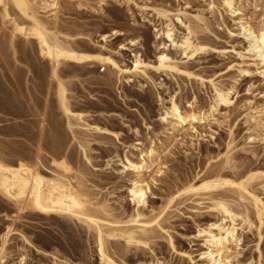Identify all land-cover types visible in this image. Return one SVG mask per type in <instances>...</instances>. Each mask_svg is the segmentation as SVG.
Wrapping results in <instances>:
<instances>
[{"label":"rangeland","instance_id":"374dc122","mask_svg":"<svg viewBox=\"0 0 264 264\" xmlns=\"http://www.w3.org/2000/svg\"><path fill=\"white\" fill-rule=\"evenodd\" d=\"M57 1L59 12L62 10L59 20L71 32L80 30V33H90L92 42L98 45L104 44L101 41L102 35L111 34L114 30L124 32V37L109 39L107 47L112 51H117L118 44L136 42L133 47L128 45L129 50L122 51L117 58L120 64L128 67L134 59L132 55L136 53L143 60L153 61L159 52L162 41L156 39L154 29L160 28L161 21L154 9L164 7L174 12L183 11L189 17L200 15L207 22L208 30H198L196 35L214 50L199 55L195 60L181 62H189V67L192 66L190 70L205 80L204 86L196 80H185L181 76L180 79L177 74L163 76L155 73L149 74L152 81L131 77L132 82L121 79L120 83L107 67L99 64L91 67L65 65L62 71L65 72L63 78L68 82L67 88L73 97L71 101L75 111L87 112L90 114L88 116L92 115L88 117V122L118 136L86 134L84 137V133L83 137L91 143L88 148L91 164L84 163L80 150L72 146L74 154L68 163L72 169L71 175L74 177L78 172L77 176L83 175L82 187L91 201L106 203L112 215L110 220L122 223L115 227H140V224L128 223L137 214L141 215L139 221L151 222L147 226L153 230L151 249L128 248L119 238H116L117 241L108 239L107 248L111 258L118 264H212L207 254L214 248L208 242L210 235H206V231L218 235V226L228 227L230 222L209 210L211 203L206 200L208 197L186 195L182 189L195 179L196 185H201L217 171L228 178L248 171L264 172V67L255 59L256 55L249 51L247 33L242 28L245 22L253 27L263 25L264 0H237V9L242 11L243 16L226 13L219 6V0L215 4L218 9L214 10L210 0H105L102 4H99L100 0H88L86 8H77L75 0ZM143 5L148 7L141 9ZM1 13L2 10L0 33L7 37L11 34L12 26L2 22ZM83 23L89 25L86 30H83ZM177 30L178 35L184 32L179 24ZM83 44L79 45L82 52ZM23 46L17 48V67L20 69V72L17 71V86L10 77L15 69L10 48L7 47L8 66L4 68L0 62V78L4 75L7 93L15 95L22 106L26 102L32 105V101L41 100L43 107L36 109L37 114L44 111L46 99H50L52 103L48 106H53L55 122L62 121L55 107L54 85L49 83L48 77H40L38 74L45 62L35 59V55L30 52V44ZM21 49L27 51L29 60L22 55ZM46 67L49 68L48 65ZM245 70L247 74L243 72ZM27 72L30 75H26ZM215 84L216 87L220 85L224 89H231L233 102L228 108L221 106L215 115H206L203 121L195 122L194 130L187 125L183 130L173 131L171 119L167 122L161 120L170 109L172 101L184 110L190 109L189 105L194 102L196 109L206 112L213 105ZM6 118L8 121L0 122V126L19 122L13 114H8ZM39 118L37 116L35 119ZM1 132L0 147H9V141L24 140L8 138ZM137 142L142 143L137 148L143 151L151 146L158 149L155 161L142 176L149 190L146 204L139 207L132 201L130 194L137 177L133 171L123 172L125 156L136 159L140 154L134 149ZM60 159L57 158L58 161ZM49 167L42 170L46 177H51V170H54L51 165ZM253 184L252 191L264 201L263 180ZM225 188L226 193L224 189H220L224 193L219 190L216 192L224 195L233 208L252 211L248 202H240L232 190ZM178 192L183 194L178 197ZM6 203L0 195V247L5 242L1 264H103L93 238L95 232L89 231L76 218L52 216L48 221L35 217L29 211L16 214V207ZM252 220L255 225L251 231L245 227L243 232L238 231V243L226 244L224 250L228 251L225 254L232 258L234 264H264V227L256 230L258 223L254 217ZM7 228L12 232L5 239L3 236Z\"/></svg>","mask_w":264,"mask_h":264},{"label":"bare ground","instance_id":"6f19581e","mask_svg":"<svg viewBox=\"0 0 264 264\" xmlns=\"http://www.w3.org/2000/svg\"><path fill=\"white\" fill-rule=\"evenodd\" d=\"M75 1L77 2L75 3L77 8H86L89 5L87 3L88 0ZM104 1L100 0L99 4H102ZM219 1L220 5H218L226 13L229 12L233 15L243 16L242 11L239 8L237 9V5H239L237 0ZM216 2L218 1L210 0V6L213 7V10L214 8L218 9V6L215 7ZM147 7L143 5L140 8L145 9ZM0 10H2V22L11 24L12 26L11 34L7 37L5 34L2 33L1 35L0 33V62L2 66L4 68L8 66L7 51L10 48L11 58L13 60L12 66H15L14 71H10V77H12L11 81L14 85L17 86L19 77L17 71L20 72V69L17 67V58L19 57V50L17 48L20 45L30 44V47H32L30 52L35 55V59L37 58L39 62L43 61L46 63H41L42 65L38 70V74L40 77H48L49 83L54 85L55 107L62 117V121L55 122V114L52 112L53 106H48L52 103L50 99H46L45 109L42 113L39 111L40 114H37L38 110L36 109L43 107L41 100L37 99V101L33 102L30 99L32 105L26 102V105L22 106L15 95L13 96V94L7 93V84L2 74L3 77L0 78V122H7L8 119L6 117L8 114H13L18 117L19 122L9 126H0V130L3 132V136L24 140H21L23 143L18 140L9 141L7 143L10 144L9 147L3 145L0 147V195L7 203H12L16 207V214H24L25 211H29L28 213H33L35 217L39 216L48 221L52 216L69 219L74 217L79 222L85 224L89 231L92 230L95 232V236L93 237L95 240H93L96 242L100 261L103 264H118L108 253V239H113L114 241L116 238H119L125 242L128 248L133 247L138 250L140 247H146L151 249V234L153 230L147 227L151 222L139 221L138 219L141 218V215L137 214L135 218L131 217L132 219H129L130 221L128 223L140 224V227H115L120 222L110 220L112 215L107 209L106 203H93L89 198L90 196L85 192L86 190H83V175L77 176L79 172H75L77 174L74 177L71 175L72 169L68 163H70L69 160L73 158L74 154L72 152V146H77L80 150L84 163L91 164L88 153V148L91 143L84 138L87 136L86 134H89V136L94 134L112 135L115 138L118 136L106 128L88 122V117L90 118L92 115L88 116L90 114L87 112L75 111V107L72 104L73 101H71L73 97H71L72 95H70L71 93L67 88L68 82L65 80L66 78H63L65 72L63 73L62 68L65 65L91 67L99 64L101 67H107L120 83L121 79L124 82H132L131 77H142L143 79L152 81L149 74L155 73L163 76L177 74L179 78L181 76L182 79L185 77V80L186 78L188 80H196L204 86L205 80L190 70L192 66L189 67V62H185L186 64L181 62L182 60H195L199 55L214 50L206 41L205 43L204 40H199L196 35L198 30H208L207 22L200 15L189 17L183 11L174 12L164 7L154 9L156 16L161 21L160 28L154 29L156 39L162 41L159 52L153 61L143 60L141 55L136 53L132 55L134 59L131 66L128 67L120 64L117 58L121 56L120 53L122 51L129 50L127 49L128 45L133 47L136 42L128 41L127 45L122 43L118 44L117 51H112L107 47L109 39L124 37V32L114 30L111 34L102 35L101 41L104 43L102 45L92 42L90 33H88L89 35L87 33H80V30L78 32H71V29L67 28L61 19L59 20V13L62 10L59 12L57 0H0ZM49 13L50 15L48 16L47 14ZM178 24L183 28V34H177ZM262 24V26L253 27L250 23L245 22L242 28L247 33L249 51L256 55L255 59L259 60L264 67V20ZM82 25L85 26V28L82 27L83 30H86L89 26L85 23ZM75 26L77 28V25ZM81 43H85L82 47H84V50H89L90 52H84V50L82 52L79 47ZM90 45L94 48L90 47ZM21 52L28 60L30 59L26 53L27 51L25 52L21 49ZM16 56L18 57L16 58ZM243 72L245 74L248 73L247 70ZM28 73L26 75H30ZM22 74L23 78H25L24 73ZM19 81L21 82L20 79ZM230 90L224 89L220 85L216 87L215 84L213 105H210L206 112L202 109H196V106H193L194 102L189 105L188 108L190 109L184 110L172 101L170 109L165 112V116L163 118L161 117V120L163 119L167 122L171 119L172 121L170 120V123H172L173 131L183 130L187 125L191 126L194 130L195 127L193 124L195 122L203 121L206 115H215L214 113L218 112L217 110L221 106L227 108L230 106L231 102H233L232 97H230ZM34 107L35 109L33 110ZM261 111L263 112V110ZM37 116L40 117L38 120L35 119ZM54 122L56 123L55 125ZM137 146H142V143L137 142L134 146V149L136 148L140 154L136 159L125 156L123 172L133 171L137 177L132 184L130 194L132 201L139 207L146 204V195L149 190L148 184H146L142 176L144 171L149 169V166L155 161L158 155V149L151 146L149 149L143 151L142 148L138 149ZM57 158L61 159L58 161ZM46 163H49L54 169L51 170V177H46L42 171L49 167ZM217 172L216 174H211V179L204 182L201 181L202 184L199 186L194 182L196 179L192 182L189 181V183L184 185V189L182 190L186 195L191 194L192 196L208 197L206 200H209V203H211L208 206L210 208L209 210L215 211L222 218L229 220L230 225L228 227L218 226V235L211 233V231H206V235H210L208 242L214 248L207 256L212 264H234L231 260L232 258L225 254L228 251L224 250L226 244L238 243L240 237H238V231L243 232L245 228L251 231L255 225L254 219L252 220L253 217L258 223L256 230H262L261 227H264V201L251 189L255 181L261 179L264 182V172L248 171L245 174L235 175L233 178H228L227 175H221ZM258 186H261V184ZM225 187L229 188V191L232 190L240 202H248L247 205L249 204L252 209L250 211L251 213L245 207L243 211H239L235 207L233 208V205L226 197L220 194L224 193L220 189L223 188L225 191ZM218 190L220 193L216 192ZM180 194L183 193L181 192ZM180 194L178 192V197ZM236 205L238 206V203ZM251 214L253 215L252 218ZM11 232L10 228H7V233L3 237L5 239L8 238ZM4 246L5 242L0 247V264L5 254ZM158 264L162 263L159 262Z\"/></svg>","mask_w":264,"mask_h":264},{"label":"snow or ice","instance_id":"6c2138e0","mask_svg":"<svg viewBox=\"0 0 264 264\" xmlns=\"http://www.w3.org/2000/svg\"><path fill=\"white\" fill-rule=\"evenodd\" d=\"M161 59H163V57H161Z\"/></svg>","mask_w":264,"mask_h":264}]
</instances>
